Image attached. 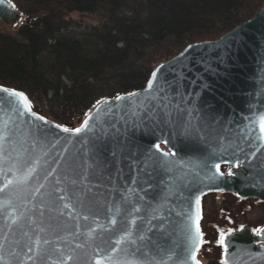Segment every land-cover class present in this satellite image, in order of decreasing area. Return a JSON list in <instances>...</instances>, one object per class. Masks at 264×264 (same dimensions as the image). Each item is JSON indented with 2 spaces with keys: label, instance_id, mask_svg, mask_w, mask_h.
<instances>
[{
  "label": "water",
  "instance_id": "water-1",
  "mask_svg": "<svg viewBox=\"0 0 264 264\" xmlns=\"http://www.w3.org/2000/svg\"><path fill=\"white\" fill-rule=\"evenodd\" d=\"M0 21L16 29L24 16L7 0H0ZM160 65L165 67L160 69L151 92L147 85L134 96L101 102L87 117H93L88 127L80 133L64 132L56 123L38 119L40 115L33 111L19 118L7 108L0 111V128L5 124L8 128L19 126L16 138L27 139L29 145L31 138L26 134L30 126L47 133V140L56 146L46 142V160L55 157L62 165L66 155L78 158L90 173V182L85 183L97 199L98 207L93 211L99 213L87 221L82 216L73 220L71 210H65L60 217L65 228L57 238L51 231L38 232L39 227L47 226L49 215H55L45 211L44 217L39 216V196L25 199L21 189L0 192V264H52L67 256L74 260H66V264L77 260L79 264L90 260L94 264L95 259L104 264L111 249L101 237L111 235L114 242L120 234L109 221L114 215L113 205L124 197L129 208L140 209L132 215L146 235L162 243L166 239L169 247H175L174 242L190 243L182 230L190 227L195 235L199 215L198 260L204 241V196L233 193L241 199L264 202V139L259 138V117L264 115V7L219 40L188 46ZM224 166L234 175L223 172ZM65 183L62 178L59 187ZM3 184L0 174V187ZM35 186L33 181L29 190ZM9 198L13 208L5 203ZM14 211L24 212L35 222L23 228L13 226L10 231L6 224ZM89 228L95 229V240L89 239ZM106 228L116 231L108 233ZM36 236L52 241L43 246L50 256H37L33 245ZM222 245L225 264H264V229L258 234L245 228L225 235ZM153 256L155 253H150L145 259L153 261ZM161 256L164 254L155 259ZM188 264L193 261L189 259Z\"/></svg>",
  "mask_w": 264,
  "mask_h": 264
},
{
  "label": "trees",
  "instance_id": "trees-1",
  "mask_svg": "<svg viewBox=\"0 0 264 264\" xmlns=\"http://www.w3.org/2000/svg\"><path fill=\"white\" fill-rule=\"evenodd\" d=\"M7 1L24 21L0 31V86L23 92L33 112L68 129L101 102L144 90L157 66L219 40L264 7V0ZM72 14L100 23L77 33Z\"/></svg>",
  "mask_w": 264,
  "mask_h": 264
},
{
  "label": "snow or ice",
  "instance_id": "snow-or-ice-1",
  "mask_svg": "<svg viewBox=\"0 0 264 264\" xmlns=\"http://www.w3.org/2000/svg\"><path fill=\"white\" fill-rule=\"evenodd\" d=\"M164 67L165 65H160L157 70L152 72V78L148 81L149 92L155 88V82L159 79L160 69ZM0 93L6 94L0 96V111L7 108L15 113L17 118L32 112L30 101L23 92L0 86ZM128 95L134 96L136 94L129 93ZM116 99L121 100L122 97L117 96ZM38 119L43 121L45 118L40 116ZM92 119L93 117H89L80 128H64L63 131L80 133L88 127ZM56 127L59 128L60 125H56ZM17 130H19V126L8 128L7 124L0 128V174L4 178V184L0 187V192L21 189L26 194L25 199L30 197L35 200L37 196L40 197L39 216L44 217L45 211L55 213V215H49L47 226L39 227L38 232L47 233L51 231L59 238V232L65 228V225L60 220V217L64 216L65 210H71L69 215L73 220H79L82 216L87 221L90 217L99 215L98 212L93 211L98 207L96 196L91 193V189L85 183V181L90 182V173L79 162L78 158L66 155L62 158V165L61 161H58L55 157L48 161L45 159V157L49 156V152L46 150V142L51 144L53 148L56 145L47 140V133L40 127L33 128L30 126L26 134L27 137L31 138V144L29 145L27 139L16 138ZM259 130L261 133L259 138L264 139V115L259 117ZM157 147L159 146L157 145ZM64 152L67 153V149H64ZM4 164H7L6 168L3 166ZM53 164L56 167H53ZM160 166H166V163ZM236 166H239V163ZM216 168L219 170V165H216ZM228 175L232 176L234 173L229 170ZM62 178L67 181L63 188L59 187L62 183ZM33 181L36 182V186L29 190V186L32 185ZM5 203L9 208L14 207L10 198ZM196 203L199 205V199L196 200ZM113 206L115 211L109 223L117 226L120 234L114 242L111 235L107 238L101 237V241L109 244L111 249L110 253L105 257L104 264H169V261H174L175 264H188L189 259L193 261V264H200L196 258V251L199 248L196 244V239L201 235L198 224L199 215H197L195 235L191 234L190 227L182 230L184 237L190 243L182 245L179 242H174L175 247H169L166 239L162 243L146 235L143 226L137 224L136 217L132 215L133 213H138L140 209L135 206L129 208L126 197ZM33 207L35 208L36 205L34 204ZM81 210H86V212ZM108 211H112V207H109ZM116 216L121 217V219H116ZM128 217H131V219ZM8 218L10 223L6 224V227L10 231L13 226L23 228L35 222L31 217H26L25 213L21 211L10 213ZM25 220L28 221V224L24 223ZM41 223L43 224V221ZM105 231L112 233L116 231V228H106ZM94 233L95 229L89 228L87 233L89 239L95 240ZM22 234L27 235V233ZM51 243L52 241L44 236H36L33 240V245L37 256L41 258L50 256L51 252L49 249L43 246ZM220 243H225L223 233L220 235ZM77 247H82V245H77ZM31 251L32 246L29 247V252ZM225 251H227L226 246ZM150 253H155V256H160L163 253L164 256H167V259L164 256H161L160 259H155V256H153V261H148L145 257ZM29 259L33 258L29 257ZM66 260H74V257L67 256L65 259H57L52 264H66ZM75 264H79V261H75ZM86 264H93V261H87ZM94 264H102V262L99 259H95Z\"/></svg>",
  "mask_w": 264,
  "mask_h": 264
},
{
  "label": "rangeland",
  "instance_id": "rangeland-1",
  "mask_svg": "<svg viewBox=\"0 0 264 264\" xmlns=\"http://www.w3.org/2000/svg\"><path fill=\"white\" fill-rule=\"evenodd\" d=\"M78 23L73 31L80 33L98 25L99 19L91 15L72 14ZM14 31L0 21V31ZM202 230L204 241L198 254L202 264H225L224 247L220 235L224 236L250 228L254 232L264 228V202L256 199H241L233 193H211L204 196Z\"/></svg>",
  "mask_w": 264,
  "mask_h": 264
},
{
  "label": "flooded vegetation",
  "instance_id": "flooded-vegetation-1",
  "mask_svg": "<svg viewBox=\"0 0 264 264\" xmlns=\"http://www.w3.org/2000/svg\"><path fill=\"white\" fill-rule=\"evenodd\" d=\"M228 168V167H227ZM228 170H229V168H228ZM227 174H228V171H227ZM204 198L205 197H203V199H202V209H203V215H204ZM202 221H203V219H202ZM202 224V223H201ZM264 229V228H263ZM263 229H261V230H263ZM261 230H259L258 232H254V234H258ZM240 232H242V231H240ZM202 233H203V230H202ZM236 233H238V232H236Z\"/></svg>",
  "mask_w": 264,
  "mask_h": 264
}]
</instances>
